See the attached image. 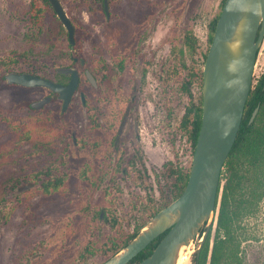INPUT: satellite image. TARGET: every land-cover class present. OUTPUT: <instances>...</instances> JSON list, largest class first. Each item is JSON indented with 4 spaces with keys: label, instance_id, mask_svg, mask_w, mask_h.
<instances>
[{
    "label": "flooded vegetation",
    "instance_id": "af4514ba",
    "mask_svg": "<svg viewBox=\"0 0 264 264\" xmlns=\"http://www.w3.org/2000/svg\"><path fill=\"white\" fill-rule=\"evenodd\" d=\"M60 1L75 27V43L71 44L68 29L60 21L53 8V24L33 22L25 24L28 30L25 31L24 35H29L26 41L30 48L28 55L25 57L16 56L7 60L26 69L11 70L5 74H0V94H4L9 89H16V93L10 97L15 107L13 109L7 108V110L0 107V128L6 132L4 134L0 131V174L17 175V177H8V180L0 183V190L3 191L0 193V264H43L45 248H42L40 240L34 239L31 242L30 238L39 233L42 226L47 223L42 220L38 213L37 204L40 202L41 195L37 191L38 182L36 181L40 180V173L48 171V168L25 169L21 166V162L26 157V148L29 149L28 154L30 156L40 153L38 147L33 148L32 142L25 141L22 134L26 125L32 122L33 117L36 116L35 114L44 112L48 106L53 105V112L50 113L53 116V121L48 120L44 123V129L47 133L56 132L54 126L51 127L49 124L55 123L58 108H60L59 113L63 114L75 106H79L78 103L80 102L82 114L85 116L78 120V132H73L71 136L67 134L64 139L60 136L53 139L55 143L58 142L61 146L63 142L65 146H62L60 154L69 160L73 159L72 166L75 164L74 167L70 166L64 169V160L62 159L61 168L53 166V176L60 178L57 174L62 172L64 180L73 179L72 184L68 182L72 189H74L73 186L77 188L86 187L94 191L109 187L121 189V185L128 184V180H131L133 175L134 178L138 176L142 183L149 180L150 174L154 172L149 165L146 147L142 145L143 139L140 133L137 109L131 106L135 102V97L131 96L130 101L127 102V99L120 95V90L111 95V85L118 74L131 73L129 71L132 69L128 68L129 71H126L129 64L143 62V76L145 77L149 73L150 60L153 59V56L148 42L151 37L148 34L156 28L162 16L168 15L173 16L172 27L178 30L180 28V15L185 8V0ZM19 10L29 11L31 8L25 6ZM28 18L30 17H24V19ZM189 33L184 37L183 44H185L187 36H190L197 44L193 33ZM43 35L46 37V41L41 44L50 51V56L45 58L50 62L49 65H38L42 58L35 54V48L41 45L32 41V38L38 40V37ZM175 41L176 39L172 43L174 44ZM173 47L176 49L175 44ZM58 62L67 64L58 67L55 65ZM89 64H92L91 68H89ZM61 68L77 69L80 80L72 102L65 112L62 111L63 101L59 99L57 93L47 88H25L17 84L9 85L5 78L11 72L34 74L53 80L57 84L68 85L72 75H64L65 73L59 71ZM41 74H55V76L53 75L52 78ZM87 74L93 75L97 83L96 86L91 83ZM58 75L61 77L56 78ZM84 77L86 80L83 79ZM100 80L101 86L104 84L106 86L104 85L99 90L100 102L91 104L89 111L86 108L88 105L86 97L84 96L85 102L82 100L81 87L86 84L88 87L96 88L99 86L98 81ZM21 89L36 90L35 93H39V90L45 92L41 93L43 96L38 97L37 100L31 98L29 105H26L28 102H26L25 94L20 93L19 90ZM35 93H31L30 97H33ZM47 98L50 99L47 104L40 108H33L34 103ZM77 113L81 114L79 109H77ZM16 132L21 134L17 135ZM57 159L55 158V161ZM168 164L169 162L163 166L160 174L164 172ZM81 174L86 176L83 183H81ZM65 184L67 186V183H63L64 187ZM10 190L16 192L17 204L21 203L24 208V213L21 215L15 233L17 237L12 242L17 246L10 245L11 219L15 212V207H11L8 194L5 193V191ZM61 202L68 204L70 214L53 216L49 233L51 250L53 251L50 256V264H86L88 254H93L89 246H93L95 252L100 254V259L94 264H102L113 257L116 253L103 260L104 242L102 237L105 232L102 230L108 225L112 227L114 217L111 219L105 209L99 212V216L88 215L89 212L74 208L81 203L78 199L71 198ZM53 203H58V200H53ZM153 216L140 221L138 225L135 224L133 230L126 232V234L132 235L137 232V229L138 234ZM167 233L168 231L152 241L127 264H143L153 254ZM195 253H197L198 258V251Z\"/></svg>",
    "mask_w": 264,
    "mask_h": 264
},
{
    "label": "rangeland",
    "instance_id": "374dc122",
    "mask_svg": "<svg viewBox=\"0 0 264 264\" xmlns=\"http://www.w3.org/2000/svg\"><path fill=\"white\" fill-rule=\"evenodd\" d=\"M18 1L19 0H0V60H8L16 56L25 57L30 50L29 46L26 44L29 35H24L25 31L28 30L25 24L29 21H27V19L23 20L20 16L14 14V12L20 11L19 8H21L13 5V2ZM22 1L28 2V0ZM185 2L184 11L180 15V28L178 30L172 27L173 16L168 15L162 16L156 28L148 34L149 37H151L148 42L151 48L150 52H152L153 56V59L150 60L151 66L148 70L149 73L145 77L143 76V62L129 64L126 71L132 69V71H129L131 73L118 74L111 85V95L120 90V95L126 98L127 102L130 101L131 96L135 97V102L132 103L131 106L137 109L141 130L140 133L143 139L142 145L146 147L149 165L154 171L153 174H150L149 180L143 181L142 183L138 176L134 178L133 175L131 180H128V184L121 185V192L116 195L117 200L115 209H113L114 215L111 216L118 221L119 225L121 224L124 232H131L135 224L138 225L140 221L148 219L152 206L161 203L162 199L156 176L162 172L163 166L168 162H175L176 166L187 170L192 163L190 145L185 137H183L182 132L178 130L180 120L190 102L188 94L184 92L182 88L183 77H186L189 73L183 64L190 66L193 59L202 60L201 52L206 51L209 45L210 23L218 13L222 0H185ZM41 24H53V15H46L44 22ZM189 32H192L194 39L197 40L193 58L187 52L185 44H183L184 37ZM174 39H176L174 42L176 49L173 47L174 44L172 43ZM32 41L40 43L41 45L35 48V54H38L39 57L42 58V61L39 62L38 65H49L50 62L45 58L50 56V51L47 48L45 49V46L41 44L43 41H46V37L43 35L38 37V40L32 38ZM66 64L67 63L63 62L55 63L58 67H62ZM175 64H181V73H179V69L177 71V74H181V76L174 75L170 83L161 80L160 77L162 76V78H165L168 71L172 70ZM91 65L92 64H89V68H91ZM24 68L25 67L14 64L12 70H24ZM53 75L55 76V74H45V76L52 78ZM263 75L264 42L256 62L254 83L256 84ZM60 77L61 76L58 75L56 78ZM104 83L107 82L104 81ZM104 85L98 86L95 89L100 90ZM88 88L86 84H83L81 87V94L83 93L85 96L84 89ZM19 91L25 94L26 102H28L26 105H29L31 98L32 100H37L38 97L43 96L41 93L45 92L44 90H39V93H35L36 90L27 89H21ZM190 92L192 94V102L194 104H199L202 97V86L199 81L195 82L190 87ZM14 93H16V89L13 88L9 89L4 94H0L1 109L5 108V110H7V108L13 109L15 107L10 98ZM31 93H35L33 97H30ZM94 102L98 103L100 101L94 98L91 104ZM78 104L79 106H75L72 110L63 114L59 113L60 108H58V113L55 116V123L53 124L52 122L49 124L51 127L54 126L56 132H60L61 130L62 135L60 138L62 139L66 138L67 134L71 136L73 132H78V120L85 117L82 114L80 102ZM86 108L88 110L87 105ZM77 109L80 110L81 116L77 113ZM51 112H53V105L48 106L44 112H39L35 115L47 116L50 115ZM0 131L6 134L1 128ZM173 136H175L174 138L176 139V146L172 150L168 140L171 137L173 138ZM62 146H65L63 142ZM62 146L58 142L55 143L53 140L52 149L46 150L44 153L40 152L35 156H30L28 154L29 149L26 148V157L22 159L21 166L25 169L38 167L47 168L48 163L53 161V166L61 168L63 159L64 169L70 166L74 167L75 164L72 166L73 159L69 160V158L63 157V155L60 154ZM55 158H58L57 161H55ZM57 175L62 176V172H59ZM8 177H17V175L8 173L0 174V183L8 180ZM72 180L73 179L66 181L67 186L73 183ZM68 182H70V184ZM162 183L164 184V182ZM67 186L65 184V188H67ZM71 187L72 186L68 188L71 189ZM73 188L74 190L78 189L74 186ZM106 189L107 188H104L99 191L88 190L87 196H82V200H85L87 203L89 202L92 209L100 212L105 209L103 207V194ZM2 192L3 191L0 190V193ZM5 193L8 194L9 201L12 204L11 207H15V212L11 219L10 245L17 246L12 242L13 239L17 237L15 233L17 232L21 215L24 213V208L21 203H19L20 206L17 204L15 199L16 192L14 190L5 191ZM76 194L78 195L77 190ZM166 194H169L168 186H166ZM70 199V196L63 197L62 194H56L53 199L48 200H44L40 197V202L37 204L39 215L42 217V220L47 223H45L40 232L32 236L30 240L31 242L34 239L42 242V248H45L43 251V264H50V256L51 252H53L49 240L50 225L53 216H65L70 214V207L68 204L61 202L62 200ZM53 200H58V203H53ZM57 209H59V211H57ZM87 214L92 215L90 212ZM243 225L245 233L242 239V250L246 264H264V200L260 203L255 217L246 220ZM110 228L109 225L108 227H103L102 232H107ZM202 237L203 235H199L193 245L186 250L187 253L182 258L180 264H193L195 252L199 250ZM211 243H213V241ZM89 248L92 250L93 254H88L89 257L86 264H94L100 259V254L95 252L93 246H89ZM45 258H47V260H45Z\"/></svg>",
    "mask_w": 264,
    "mask_h": 264
},
{
    "label": "water",
    "instance_id": "95a60500",
    "mask_svg": "<svg viewBox=\"0 0 264 264\" xmlns=\"http://www.w3.org/2000/svg\"><path fill=\"white\" fill-rule=\"evenodd\" d=\"M75 43L72 25L60 0H48ZM264 42V0H226L203 68V116L198 141L192 158L190 175L184 192L160 210L137 236L102 264H127L152 241L167 235L143 264H180L200 231L205 228L198 258L211 236L213 241L223 190V172L237 140L246 104L252 89L259 51ZM72 75L68 85L34 75L8 73L9 85L25 88H47L59 95L65 112L79 87V74L74 68L59 69ZM74 73V74H69ZM97 85L92 74H87ZM85 102L84 94H81ZM49 98L36 102L40 108ZM259 107L253 113V123Z\"/></svg>",
    "mask_w": 264,
    "mask_h": 264
},
{
    "label": "trees",
    "instance_id": "16d2710c",
    "mask_svg": "<svg viewBox=\"0 0 264 264\" xmlns=\"http://www.w3.org/2000/svg\"><path fill=\"white\" fill-rule=\"evenodd\" d=\"M225 1L222 0L220 9L212 21L209 32V45L206 51L201 52L202 60L193 59L190 66L183 64L189 73L186 77H183L182 88L188 94L190 102L180 120L178 130L182 132L183 137H185L190 145L192 158L202 124L203 97H201L199 104H194L192 102L190 86L198 81L203 86L204 64ZM13 5L15 7L26 6L31 8L29 11L20 10L14 12L15 15L20 16L23 20H25L24 17H30L27 19L29 22L43 23L46 15H53V8L48 0H28V2L19 0L18 2H13ZM185 47L193 58L196 44L190 36H187L185 39ZM13 65V61L0 60V74L11 71ZM180 68L181 64H175L172 70L168 71L167 76L161 80L170 83L174 75L181 76V74H177L178 69L179 73H181ZM83 79L86 80L85 77ZM98 83L100 87L101 80ZM84 92L88 110H90L89 106L93 102V99L95 98V100L99 101L100 91L93 86H89L88 89H84ZM258 107L259 112L253 123L250 124V119ZM48 120H53V116L39 115L33 117L32 122L26 125L22 134L25 137V141L32 142L33 148L38 147L41 153L52 149L53 139L62 135V132L47 133L45 131L44 123ZM15 134L19 135L21 133L16 132ZM174 137L168 140L172 150L176 146V139ZM16 140L19 141V139ZM47 168L48 171L41 172L39 175L40 180L36 181L38 182L37 191L42 199H53L56 194H62L63 197L70 196L71 198L79 199L81 202L74 208H80L99 216L98 210L92 209L89 202L88 204L85 200H82V196H87V191L90 189L78 187L76 189L78 191L77 195L76 190L63 186L66 180L61 175L59 176L60 178L53 176V161L48 163ZM190 169L191 166L187 170H184L176 166L175 162H169L164 172L156 176L162 200L160 204L152 206L150 216L155 215L181 196L187 185ZM80 177L81 183L85 182V174H81ZM222 179L224 184L213 243H211V236H209L199 258H197V253L195 254L193 264H246L242 250V239L245 233L243 224L246 220L255 217L260 203L264 200V75L256 84L253 80L242 125L225 164ZM166 186L169 189L168 195L166 194ZM120 192L121 189L119 187H109L103 194V207L111 219L113 218L111 215H114L113 209H115L117 200L116 195ZM81 213L83 214V212ZM137 232L132 235L126 234L122 230L121 224L119 225L118 221L114 219L112 227L102 237L104 242L103 260L120 251L136 236ZM204 232L205 228L200 231V235H203Z\"/></svg>",
    "mask_w": 264,
    "mask_h": 264
}]
</instances>
